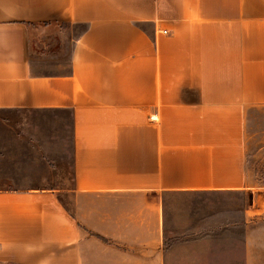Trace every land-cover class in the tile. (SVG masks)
Returning <instances> with one entry per match:
<instances>
[{"label":"crops","instance_id":"0c3cea01","mask_svg":"<svg viewBox=\"0 0 264 264\" xmlns=\"http://www.w3.org/2000/svg\"><path fill=\"white\" fill-rule=\"evenodd\" d=\"M251 106L264 0H0V111L32 134L1 158L0 264H206L193 243L217 224L244 243L218 264H264ZM246 191L237 220L168 203Z\"/></svg>","mask_w":264,"mask_h":264},{"label":"rangeland","instance_id":"374dc122","mask_svg":"<svg viewBox=\"0 0 264 264\" xmlns=\"http://www.w3.org/2000/svg\"><path fill=\"white\" fill-rule=\"evenodd\" d=\"M83 28V27H80ZM245 144L246 155L245 165L248 171L254 176L259 188H264V106H251L246 111L245 121ZM32 136L30 127V113L28 111L2 110L0 111V166L5 163L1 161L4 153L16 151L17 162H24L23 151L27 138ZM16 162V163H17ZM14 165V163L11 161ZM67 174V170L64 172ZM72 178V173H69ZM251 193L246 191L235 193L227 198H213L201 200L173 199L170 202V212L172 215L179 214L184 209H195L213 213L219 219L237 220L242 214L245 206H249ZM260 214H255L253 217ZM252 220L254 221V218ZM221 222V220H218ZM217 221V222H218ZM250 224V223H249ZM224 226L215 225V234L206 235L198 243H193V249L198 248L200 252L209 253L211 257L199 258V260L209 264L237 263L238 259L242 263L244 243L242 233L230 232L222 233ZM242 229V228H241ZM209 236V237H208ZM195 258V257H194ZM191 257H172L171 263L176 264H196ZM196 259V258H195ZM206 263V264H207ZM201 264V263H200Z\"/></svg>","mask_w":264,"mask_h":264},{"label":"built area","instance_id":"2783aa9c","mask_svg":"<svg viewBox=\"0 0 264 264\" xmlns=\"http://www.w3.org/2000/svg\"><path fill=\"white\" fill-rule=\"evenodd\" d=\"M165 32H167V31H165Z\"/></svg>","mask_w":264,"mask_h":264}]
</instances>
